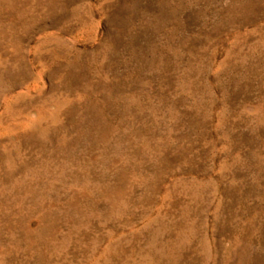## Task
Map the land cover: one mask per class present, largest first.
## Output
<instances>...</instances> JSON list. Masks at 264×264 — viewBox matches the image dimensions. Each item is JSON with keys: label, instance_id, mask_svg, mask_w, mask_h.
I'll return each instance as SVG.
<instances>
[{"label": "rangeland", "instance_id": "obj_1", "mask_svg": "<svg viewBox=\"0 0 264 264\" xmlns=\"http://www.w3.org/2000/svg\"><path fill=\"white\" fill-rule=\"evenodd\" d=\"M0 264H264V0H0Z\"/></svg>", "mask_w": 264, "mask_h": 264}]
</instances>
